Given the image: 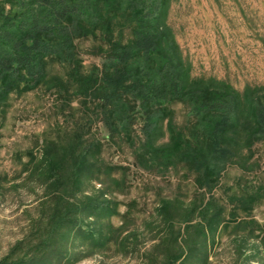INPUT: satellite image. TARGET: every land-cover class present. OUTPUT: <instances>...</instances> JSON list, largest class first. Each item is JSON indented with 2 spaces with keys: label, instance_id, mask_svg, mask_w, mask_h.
Segmentation results:
<instances>
[{
  "label": "rangeland",
  "instance_id": "1",
  "mask_svg": "<svg viewBox=\"0 0 264 264\" xmlns=\"http://www.w3.org/2000/svg\"><path fill=\"white\" fill-rule=\"evenodd\" d=\"M159 1L193 78L225 81L239 92L264 85V0ZM9 11L22 13L6 3L4 12ZM121 16L117 22L125 26ZM5 43L0 41L2 55L8 53ZM75 44L84 71L101 64L95 40L81 38ZM49 69L65 71L59 64ZM23 83L5 97L0 95V264H264V199L248 213L237 211V220L228 227L221 226L207 240L205 256L186 254L194 231L184 232L185 224L177 222L184 209L210 199L213 208L225 209L227 219L233 194L263 186L264 140L253 145L254 168L246 171L226 164L219 182L208 190L180 165L145 169L136 164L134 148L143 140L140 115L131 129L132 143L124 138L110 140L94 104L84 105L81 99L43 84L29 89ZM170 107L174 126L185 131L189 108L178 102ZM72 130L81 131L86 139H98L104 163L117 167L116 183L105 178L104 185L85 184L76 195L82 200L81 192L106 191L102 199L113 210L111 215L62 212L75 200L65 202L55 196L63 187L51 181L43 157L50 143L57 142L52 148L61 146L65 132ZM167 141L168 131L163 128L158 142ZM164 202L175 211L173 231L172 222L162 215ZM175 205L181 209L176 211ZM197 215L193 223L201 220ZM179 229L182 236L175 243L172 236ZM180 251L183 256L174 259Z\"/></svg>",
  "mask_w": 264,
  "mask_h": 264
},
{
  "label": "trees",
  "instance_id": "2",
  "mask_svg": "<svg viewBox=\"0 0 264 264\" xmlns=\"http://www.w3.org/2000/svg\"><path fill=\"white\" fill-rule=\"evenodd\" d=\"M6 3L21 9V15L4 12ZM161 6L159 0L0 1V34L5 32L0 41L9 44L8 53L0 54V95L5 97L22 81L29 89L43 84L81 99L84 105L94 104L107 137L130 143L132 126L140 115L143 140L133 146L136 164L145 169L180 165L195 174L200 188L211 190L226 164L246 171L254 168L253 145L264 140V85L247 86L239 92L225 81L193 78ZM120 15L125 26L117 22ZM88 37L97 42L95 52L101 64L84 71L75 41ZM54 64L64 66V73H53L49 67ZM176 102L190 111L185 131L174 126L170 105ZM163 128L168 131V141L159 144ZM65 136L64 144L57 148H52L57 142L50 143L43 157L51 181L63 187L55 196L65 202L75 200L62 212L65 216L79 212L111 215L113 210L102 199L106 191L81 192L82 200L76 195L85 184L96 181L104 185L105 178L116 183L117 167L104 163L98 139H86L79 130L65 132ZM263 199L264 185L233 194L227 219L225 209L213 208L211 199L184 209L177 222L185 224L184 232L194 231L186 254L205 256L207 240L221 226L228 227L237 220V211L248 213ZM169 205L164 202L161 209L172 229L177 222ZM195 213L201 220L193 223ZM181 234L179 229L172 236L175 243ZM181 252L173 258L182 257Z\"/></svg>",
  "mask_w": 264,
  "mask_h": 264
}]
</instances>
